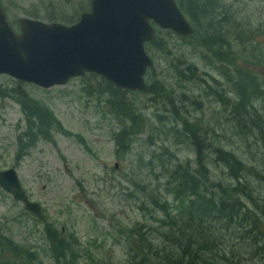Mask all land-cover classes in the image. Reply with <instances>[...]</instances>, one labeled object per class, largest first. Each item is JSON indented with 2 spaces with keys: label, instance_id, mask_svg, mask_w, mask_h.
Wrapping results in <instances>:
<instances>
[{
  "label": "rangeland",
  "instance_id": "1",
  "mask_svg": "<svg viewBox=\"0 0 264 264\" xmlns=\"http://www.w3.org/2000/svg\"><path fill=\"white\" fill-rule=\"evenodd\" d=\"M1 2L16 30L21 17L71 24L90 9V0ZM193 3L197 16L206 19L197 23L185 13L194 28L191 36L153 24L155 35L146 45L153 63L145 75L153 92L120 87L118 92L102 76L85 73L49 88L20 81L23 96L15 91L19 80L0 74V168L13 166L30 200L41 206L36 215L0 187V264H128L133 250L143 254L145 244L138 241L136 229L149 237L159 224L147 192L155 185L147 160L152 153L165 160L160 153L167 151L175 158L169 164L186 159L194 164L191 145L180 130L182 119L188 127L197 121L201 133L214 128V144L220 142L262 171L243 172L251 180L256 200L264 197V142L250 131L248 140L244 134L237 135L234 125L226 123L233 115L222 103L230 99L240 80L236 67L264 77V0ZM202 5L205 14L199 12ZM223 16L228 19L219 21L228 29L223 39L241 56L236 67L225 55L226 40L218 38L217 18ZM211 20L215 32L206 27ZM233 34L240 35L236 41ZM210 36L215 45H209ZM218 49L223 52L221 59L215 56ZM248 92L252 95L253 89ZM250 100V108L259 116L252 124L264 133V99ZM34 106L45 107L42 110L52 113L57 123L49 127L48 121L32 118L27 107L34 111ZM30 118L35 122L34 136L27 131ZM130 125L138 132L124 137V147L118 146L115 135ZM208 165L226 177L222 164L209 160ZM260 216L264 220V214ZM240 236L226 235L224 245L214 246L215 253L221 254L222 247L228 253L236 250L234 243ZM259 237L264 240V233ZM242 241L239 245L244 248ZM241 250L245 264H258L264 254L263 249L251 258L247 247Z\"/></svg>",
  "mask_w": 264,
  "mask_h": 264
},
{
  "label": "trees",
  "instance_id": "2",
  "mask_svg": "<svg viewBox=\"0 0 264 264\" xmlns=\"http://www.w3.org/2000/svg\"><path fill=\"white\" fill-rule=\"evenodd\" d=\"M176 1L182 12L189 14L195 22L198 23L201 19H206V16L202 18L197 16L196 11L192 8L195 3L193 0ZM202 7L199 12L205 14L207 12L206 7L204 5ZM226 18L227 16L217 18L216 25L220 28L219 35L221 36L218 38L221 39V42L226 40L228 50H225V55L228 59H232V64L235 65V61L241 56L233 50L226 37L223 39L222 33L228 30L223 27V24L227 23L228 19ZM219 21H224V23L219 24ZM213 24L215 23L211 20L206 27L214 31ZM179 36L187 37L185 35ZM238 36L240 35L233 34V40L236 41ZM208 42L210 46L211 44L215 45L211 36ZM147 44L151 45L152 40ZM222 55L221 49L215 53L219 59ZM262 63L264 64V62ZM236 71L240 80L237 82L235 90L232 91L230 99L222 102L225 109L229 110V114L233 115L231 119H227L226 123L233 124L235 133L240 137L244 134L245 140H248L246 135L250 131L253 132V136L257 140L264 142V133L252 124L253 120L259 119L257 111L255 112L250 108L251 97L259 96L264 99V77L259 78L260 75L257 74L248 75L243 68L236 67ZM90 74L93 75L94 73L90 72ZM107 84L120 92L121 89L109 80ZM150 88L146 85L145 89L141 91L153 92ZM248 88L253 89L252 95L248 92ZM27 108L32 114V118L35 119L36 117L41 122L48 121L49 127L57 123L52 113L42 110L45 107L34 106V111L30 107ZM34 124L35 122H32L30 118L27 127L30 136H34ZM248 124L252 127L249 128ZM180 125L184 141H189L191 145L195 156V165L193 161L188 159L183 162L172 161L173 163L169 164L170 158L174 157L167 151L160 153L165 156V160L160 157L155 158L158 156L155 153L151 154L146 163L150 167L149 175H153L155 185L147 192H150L149 196L155 205L154 213H158L159 224L153 229V235L149 237L147 232L136 229L138 230V241L145 244L144 253H139L136 249L133 250L130 253L131 258L128 264H149V261L151 264H245L242 263V260L246 261V259L242 257L243 250L241 249L247 247L251 252V258L263 253L264 240L259 235L264 233V220L260 216V214H264V197L256 200L251 180L249 179V182L245 178L247 176L244 172L257 175L261 174L262 171L253 165H247L243 159L235 154L234 150L226 149L220 142L214 144L212 140L214 128L205 129L201 133L199 131L201 125L197 121L188 127L189 124L185 119H182ZM43 126V124L40 125V127ZM261 126L264 128L262 122ZM209 131L211 132L210 137L207 136ZM137 132L138 130L134 129L132 125L123 127L115 135L117 145L124 147V137ZM218 141L221 140L218 139ZM209 160L218 165L222 164L221 173L224 172L226 177L222 174L217 175L213 168L208 165ZM138 169L141 170V165ZM159 178L162 179V182H158ZM149 186L150 182L144 188L147 189ZM161 196L164 197L160 199ZM168 196L171 197L170 202L167 200ZM254 207L259 210L255 211ZM233 233L241 235L239 241L234 243L237 246L236 250H230L228 253L222 247L221 254L215 253L218 250L214 246L217 247L219 243L224 245L225 236H232ZM241 240L246 242L244 248L239 245ZM227 254H229L228 257ZM259 257L260 259L256 260L257 263L264 264V254Z\"/></svg>",
  "mask_w": 264,
  "mask_h": 264
},
{
  "label": "water",
  "instance_id": "3",
  "mask_svg": "<svg viewBox=\"0 0 264 264\" xmlns=\"http://www.w3.org/2000/svg\"><path fill=\"white\" fill-rule=\"evenodd\" d=\"M161 28L188 36L193 27L175 0H90V10L72 24L21 17L16 31L0 4V74L42 88L62 85L86 72L118 87L140 91L153 61L145 43ZM17 90L23 95L21 85ZM0 187L36 215L16 169L0 168Z\"/></svg>",
  "mask_w": 264,
  "mask_h": 264
},
{
  "label": "flooded vegetation",
  "instance_id": "4",
  "mask_svg": "<svg viewBox=\"0 0 264 264\" xmlns=\"http://www.w3.org/2000/svg\"><path fill=\"white\" fill-rule=\"evenodd\" d=\"M0 4H1L2 8L4 9V6L2 5L1 0H0ZM89 10H90V9H89ZM89 10H88V11H89ZM4 12H5L6 17H7V13H6V11H4ZM84 12H86V11H84ZM79 17H80V16H79ZM30 18H31V17H30ZM7 19H8V17H7ZM19 19H20V18H19ZM19 19H18V20H19ZM36 19H37V18H36ZM78 20H79V18H78ZM78 20H77V21H78ZM77 21H75V22H77ZM9 22H10V21H9ZM75 22H73V23H75ZM64 24H65V23H64ZM71 24H72V23H71ZM18 29H19V24H18ZM19 84L22 85L21 82L18 81V83H17V85H16V87H15V91H16V92H19V91L17 90ZM21 88H22V86H21ZM22 91H23V90H22ZM19 93H20V92H19ZM23 93H24V92H23ZM20 94H21V93H20ZM21 95H22V94H21ZM23 96H24V95H23ZM25 96H26V95H25Z\"/></svg>",
  "mask_w": 264,
  "mask_h": 264
},
{
  "label": "bare ground",
  "instance_id": "5",
  "mask_svg": "<svg viewBox=\"0 0 264 264\" xmlns=\"http://www.w3.org/2000/svg\"><path fill=\"white\" fill-rule=\"evenodd\" d=\"M59 22V21H58ZM216 35V34H215ZM86 73H90V72H86ZM91 73H93V72H91ZM85 74V73H84ZM96 74V73H95ZM77 77V76H76ZM13 78V77H12ZM15 79V78H14ZM106 79V78H105ZM17 80V79H16ZM111 82V81H110Z\"/></svg>",
  "mask_w": 264,
  "mask_h": 264
}]
</instances>
